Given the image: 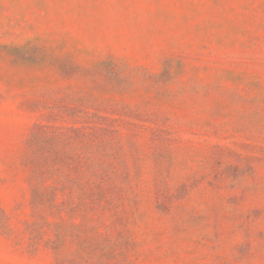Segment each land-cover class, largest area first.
Here are the masks:
<instances>
[{"label":"rangeland","instance_id":"obj_1","mask_svg":"<svg viewBox=\"0 0 264 264\" xmlns=\"http://www.w3.org/2000/svg\"><path fill=\"white\" fill-rule=\"evenodd\" d=\"M0 264H264V0H0Z\"/></svg>","mask_w":264,"mask_h":264}]
</instances>
